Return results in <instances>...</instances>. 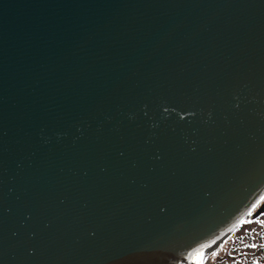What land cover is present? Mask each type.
Instances as JSON below:
<instances>
[{"label": "water", "instance_id": "water-1", "mask_svg": "<svg viewBox=\"0 0 264 264\" xmlns=\"http://www.w3.org/2000/svg\"><path fill=\"white\" fill-rule=\"evenodd\" d=\"M263 194L264 0H0V264H186Z\"/></svg>", "mask_w": 264, "mask_h": 264}, {"label": "rangeland", "instance_id": "rangeland-1", "mask_svg": "<svg viewBox=\"0 0 264 264\" xmlns=\"http://www.w3.org/2000/svg\"><path fill=\"white\" fill-rule=\"evenodd\" d=\"M240 229L250 231L264 230V215L251 225L243 226ZM240 231L237 228L234 229V231L225 236L228 241L224 239L216 245V248L212 249L213 247L209 246L204 250L203 254L199 251L198 255H204L208 251L214 252V258L218 259L216 264H264V233L262 234L261 245L263 247L261 249L258 237L253 238L251 241L244 237L240 239ZM217 249L220 251L218 254L215 253Z\"/></svg>", "mask_w": 264, "mask_h": 264}, {"label": "flooded vegetation", "instance_id": "flooded-vegetation-1", "mask_svg": "<svg viewBox=\"0 0 264 264\" xmlns=\"http://www.w3.org/2000/svg\"><path fill=\"white\" fill-rule=\"evenodd\" d=\"M264 201V194L262 195L261 198H259V200L257 201V203L250 209V211L248 213H246L244 215V217L242 218V220L233 227V229L229 230L227 233L217 237V238H214L210 243L211 244H208L210 247H213L212 249L216 248V245L218 243H220L221 241H223L226 237V235H228L231 231H234V229H238V230H241L240 232V239L242 237L244 238H248L250 241L255 238V237H258V243H260L259 247L262 249V234L264 233V230H253V231H250V230H245V229H240L241 227L243 226H246V225H251L252 223L256 222L257 220L260 219V217L262 215H264V213H261L259 214L258 216L256 217H252V213L254 212V210ZM251 223V224H250ZM228 241V239H225ZM255 243V242H254ZM211 249V248H210ZM218 250V249H217ZM215 253H220V251L218 250ZM199 253V252H198ZM198 253L195 255L196 256V259H193L191 264H196V261L197 259L199 260L200 264H216L217 260H216V257L214 258L213 256V253H211L210 251L206 252L204 255H198ZM201 253V252H200ZM203 254V253H202ZM207 256V257H206ZM212 258V259H211Z\"/></svg>", "mask_w": 264, "mask_h": 264}, {"label": "bare ground", "instance_id": "bare-ground-1", "mask_svg": "<svg viewBox=\"0 0 264 264\" xmlns=\"http://www.w3.org/2000/svg\"><path fill=\"white\" fill-rule=\"evenodd\" d=\"M209 244H211V243H209ZM206 247H208V245H206V246L204 247V250H205ZM204 250L202 251V249H201L200 252L203 253ZM195 255H196V254H195ZM195 255H194L193 257H196ZM192 260H193V258H191L186 264H191Z\"/></svg>", "mask_w": 264, "mask_h": 264}, {"label": "snow or ice", "instance_id": "snow-or-ice-1", "mask_svg": "<svg viewBox=\"0 0 264 264\" xmlns=\"http://www.w3.org/2000/svg\"><path fill=\"white\" fill-rule=\"evenodd\" d=\"M202 247V246H201ZM193 259H196V257H192ZM196 264H200L199 260L197 259Z\"/></svg>", "mask_w": 264, "mask_h": 264}]
</instances>
